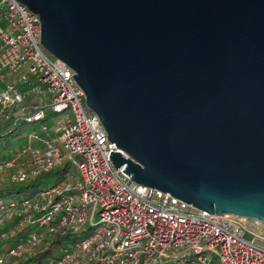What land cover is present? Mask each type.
<instances>
[{"label": "water", "instance_id": "95a60500", "mask_svg": "<svg viewBox=\"0 0 264 264\" xmlns=\"http://www.w3.org/2000/svg\"><path fill=\"white\" fill-rule=\"evenodd\" d=\"M19 1L117 170L264 236V0Z\"/></svg>", "mask_w": 264, "mask_h": 264}, {"label": "built area", "instance_id": "2783aa9c", "mask_svg": "<svg viewBox=\"0 0 264 264\" xmlns=\"http://www.w3.org/2000/svg\"><path fill=\"white\" fill-rule=\"evenodd\" d=\"M39 22L19 0H0V132L34 124L0 171L14 170L18 185L66 170L0 200V264H264V236L115 168L119 149L74 71L42 45Z\"/></svg>", "mask_w": 264, "mask_h": 264}, {"label": "rangeland", "instance_id": "374dc122", "mask_svg": "<svg viewBox=\"0 0 264 264\" xmlns=\"http://www.w3.org/2000/svg\"><path fill=\"white\" fill-rule=\"evenodd\" d=\"M48 124L50 125L51 122L49 121ZM33 125L34 124H23L22 126H19L11 136L1 141V145L5 146V144H7L9 141L12 144V146H11V149L9 147L8 149L0 152V162L6 160V158L7 159L9 158V155L13 153V150L16 145H21L24 143L23 139L25 135L27 134V132L30 131L34 127ZM13 174H14V170L12 169L0 171V190L12 188L14 186V184L11 181ZM59 179H60V176H57V175L49 176L46 178V180H44V182H42V184H40V187L38 189L31 190L27 193L29 194L35 193L47 185L55 184L56 182H58ZM27 193H25L24 195H26ZM5 197L14 198L15 196L9 195ZM6 223L9 224V218L6 220ZM261 243L264 245V241H261ZM5 264H17L16 259L8 257Z\"/></svg>", "mask_w": 264, "mask_h": 264}, {"label": "trees", "instance_id": "16d2710c", "mask_svg": "<svg viewBox=\"0 0 264 264\" xmlns=\"http://www.w3.org/2000/svg\"><path fill=\"white\" fill-rule=\"evenodd\" d=\"M14 131L9 133V134H4L3 132H0V152L3 150H6L12 146V144L9 141L7 144H5V146L1 145V141L5 138H8L9 136H11L14 133ZM63 170H66V167L60 168L58 170H54L51 172L43 173L37 179L30 181L28 183L14 185L12 188L0 190V200H3V201L9 200V197H5V196H9V195L15 196L14 198L22 197V196H24L25 193H27L31 190H34V189H38L40 187V184H42V182H44V180H46L47 177L52 176V175L61 176V174L63 173ZM27 194H29V193H27ZM40 258H42V257H40ZM38 260H39V258H38Z\"/></svg>", "mask_w": 264, "mask_h": 264}]
</instances>
